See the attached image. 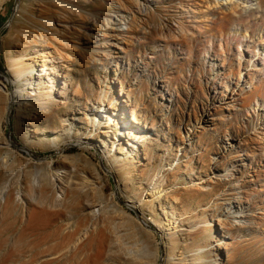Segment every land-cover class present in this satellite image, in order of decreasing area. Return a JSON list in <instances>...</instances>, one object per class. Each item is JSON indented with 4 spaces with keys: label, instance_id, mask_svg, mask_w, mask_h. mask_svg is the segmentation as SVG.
<instances>
[{
    "label": "rangeland",
    "instance_id": "374dc122",
    "mask_svg": "<svg viewBox=\"0 0 264 264\" xmlns=\"http://www.w3.org/2000/svg\"><path fill=\"white\" fill-rule=\"evenodd\" d=\"M20 1L7 0L0 11L3 79L4 47L10 45L6 37ZM87 8L101 15L103 25L88 30L97 32L93 40L81 39L73 51V58L94 59L76 81L79 76L90 99L103 89L108 106L139 114L144 130H149L145 148L157 157L155 164L172 163L176 185L200 178L199 220L221 219L212 230L213 257L217 239L226 234L222 241L228 242L231 233L242 238L236 252L229 254L233 264H264V219L258 223L264 215V0H128L123 9L115 0H104L103 6ZM86 25L92 24H85L79 34L84 35ZM84 102L73 104L82 107ZM16 120L15 104L3 128L21 153L16 160L28 157L45 165L61 151L33 148L30 154L22 149ZM186 124L195 130L191 137ZM79 150L74 146L67 153ZM88 155L100 165L106 196L114 194V203L132 216L121 202L125 195L109 164H102L93 150ZM214 158L220 160L215 169ZM9 198L13 202L7 209ZM38 200L35 190L19 183L0 195V264H81L95 252L96 247L73 256V248L66 250L62 244L65 231L60 227L73 229L81 216L77 211L66 213L49 229H27ZM226 250L221 249L222 258ZM101 264L108 262L104 258Z\"/></svg>",
    "mask_w": 264,
    "mask_h": 264
},
{
    "label": "bare ground",
    "instance_id": "6f19581e",
    "mask_svg": "<svg viewBox=\"0 0 264 264\" xmlns=\"http://www.w3.org/2000/svg\"><path fill=\"white\" fill-rule=\"evenodd\" d=\"M6 1L0 0V11ZM103 1H20L6 37L10 45L4 47L6 77H0V195L14 183L36 191L40 206L31 212L27 229H49L66 213H80L73 229L58 226L65 231L62 244L66 250L73 248V256L96 247L81 264H101L104 258L108 264H233L229 254L236 252L242 238L228 233L230 241L224 242L226 234H222L216 256L211 255L215 251L210 247L213 226L221 225V219L217 223L199 220L200 178H189V185H176L172 163L155 164L157 157L145 148L149 130H144L147 126L139 114L108 106L103 89L90 99L79 76L76 81L79 71H86L94 59L89 55L73 58V51L81 39L93 40L97 32L88 30L98 31L102 22L101 15L87 7L103 6ZM115 1L123 9L128 0ZM155 12L150 14L152 20ZM87 23L92 25H86L84 35L79 34ZM83 99L82 107L73 104ZM15 104V129L23 141L20 147L30 154L33 148L61 150L47 164L28 157L16 160L21 153L3 128ZM184 127L187 136L195 134L187 124ZM74 146L80 150L67 153ZM89 150L99 155L102 164H109L118 190L125 195L121 202L132 216L114 203V194L110 199L106 196L104 175ZM218 164L220 160L213 161V168ZM242 194L249 195L247 191ZM12 202L6 199L5 208ZM222 248L227 249L226 258L221 257Z\"/></svg>",
    "mask_w": 264,
    "mask_h": 264
},
{
    "label": "trees",
    "instance_id": "16d2710c",
    "mask_svg": "<svg viewBox=\"0 0 264 264\" xmlns=\"http://www.w3.org/2000/svg\"><path fill=\"white\" fill-rule=\"evenodd\" d=\"M1 20V19H0ZM0 68L4 71V65L2 62H0Z\"/></svg>",
    "mask_w": 264,
    "mask_h": 264
},
{
    "label": "water",
    "instance_id": "95a60500",
    "mask_svg": "<svg viewBox=\"0 0 264 264\" xmlns=\"http://www.w3.org/2000/svg\"><path fill=\"white\" fill-rule=\"evenodd\" d=\"M0 72H2V73H3L4 71H3V70L0 68ZM7 122H9V121H7ZM9 136H10V135H9Z\"/></svg>",
    "mask_w": 264,
    "mask_h": 264
}]
</instances>
